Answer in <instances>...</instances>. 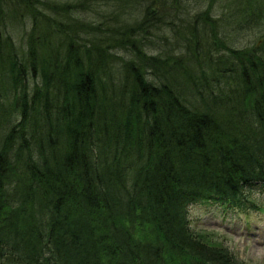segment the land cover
<instances>
[{
  "label": "trees",
  "instance_id": "1",
  "mask_svg": "<svg viewBox=\"0 0 264 264\" xmlns=\"http://www.w3.org/2000/svg\"><path fill=\"white\" fill-rule=\"evenodd\" d=\"M256 2L235 48L210 5L0 0V264H243L188 208L264 190Z\"/></svg>",
  "mask_w": 264,
  "mask_h": 264
},
{
  "label": "rangeland",
  "instance_id": "2",
  "mask_svg": "<svg viewBox=\"0 0 264 264\" xmlns=\"http://www.w3.org/2000/svg\"><path fill=\"white\" fill-rule=\"evenodd\" d=\"M254 3L257 4L258 2L256 0H185V18L193 17L202 9H206L207 5H210L211 16L224 14L218 23H221V31L229 36V43L234 45L232 47L243 48L248 46L251 48V45L255 44L256 41L257 43L261 42L262 25L254 22L252 18H248L243 11L253 9ZM100 9H104V7ZM89 12L91 17L85 14L83 16L89 19L94 18L92 9ZM239 18L243 19L241 23H239ZM224 20H226L227 25ZM202 26L208 30L207 25L203 24ZM24 27L26 26H23V22H19L12 28L13 36H16L17 41L19 37L21 39L20 31ZM160 35L164 36L163 34ZM226 35L223 34V36ZM153 42H150L147 48L156 47L157 43L154 39ZM164 43L165 41L161 38L159 44L163 45ZM250 198L260 208L250 209L247 214L243 212L231 214L230 211H227V216H222L220 215L222 208L219 206L202 202L192 204L188 208L190 225L194 230L209 233L210 236L220 241L243 264H264V190L255 187L250 190Z\"/></svg>",
  "mask_w": 264,
  "mask_h": 264
}]
</instances>
